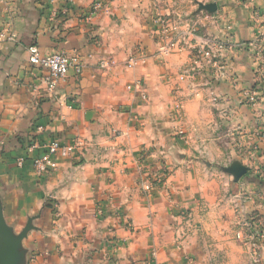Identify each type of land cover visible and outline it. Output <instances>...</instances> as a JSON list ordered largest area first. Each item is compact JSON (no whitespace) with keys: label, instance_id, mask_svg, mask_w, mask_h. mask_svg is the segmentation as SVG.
<instances>
[{"label":"crops","instance_id":"obj_1","mask_svg":"<svg viewBox=\"0 0 264 264\" xmlns=\"http://www.w3.org/2000/svg\"><path fill=\"white\" fill-rule=\"evenodd\" d=\"M92 2L5 0L0 5V29L11 24L16 39L0 40V224L19 242L16 264H197L192 243L198 230L219 233L217 226L224 230L231 219L227 201L219 202L221 191L235 186L264 193V71L255 88L260 99L256 135L247 137L248 145L262 149L247 166L253 165L249 171L259 179L235 185L217 173L216 165L226 164V158L246 165L248 156L232 155L216 137L211 110L201 94H194L192 81L200 76L184 79L193 89L185 82L173 87L189 61L187 53L175 51L165 59L159 45L157 55L158 31L146 11L138 10L142 0H113L107 12L88 21ZM219 2L208 19L214 21L208 35L226 38L232 49L225 51L228 65L221 82L231 80L230 71L239 80L250 79L245 57L255 48L264 51V0ZM177 33L193 48L202 34L195 27ZM31 44L42 54H80L82 74L70 73L48 93L42 71L28 63ZM138 50L142 61L126 67ZM231 56L236 62L229 66ZM102 59L112 66L100 70ZM136 80L145 99L127 88ZM74 139L84 143L82 153L58 158L54 173L37 177L30 159L43 149L29 152L27 147L52 140L67 145ZM20 156L27 158L22 168L16 166ZM160 174L163 182L154 184ZM218 176L226 186L218 184ZM261 198L255 208L262 214ZM183 212L190 216L189 227H200L186 228ZM255 217L264 220L259 213ZM222 233L219 239L229 240V232ZM110 241L120 248L108 250Z\"/></svg>","mask_w":264,"mask_h":264},{"label":"rangeland","instance_id":"obj_2","mask_svg":"<svg viewBox=\"0 0 264 264\" xmlns=\"http://www.w3.org/2000/svg\"><path fill=\"white\" fill-rule=\"evenodd\" d=\"M101 1L102 9H108L113 0ZM212 3L217 5L220 2L219 0H142L140 7L137 8L139 10L142 7L146 11V15H149V20L153 23L151 25L152 29L156 32L158 31V34L154 38L158 46L156 50L157 55L160 54V47L164 45H167L169 48L168 55H163L165 59L170 58L175 51L187 53L189 61L177 72L179 82H174L173 87H177L178 84L185 82L188 85V89H193L192 84L196 83L197 87L195 89L198 92H194V94H201L202 102L211 110L214 124L216 125L215 135L221 138L223 147L232 152L231 154L234 156H242L243 154L248 156L247 160L249 162L246 161V165L238 158L230 161L226 158L228 166H223L226 164L219 163L222 165H216L217 173L219 175H226V177L230 178V182L235 185L243 183L248 186L254 182L257 183L259 179V175H255L254 171H249L253 169V165L250 169L248 167L250 163L255 162L253 154L256 151H260L264 142H262L260 147L256 143L251 145L247 143L249 135L253 133L256 135L254 126L256 125L255 120L259 117L255 112L258 110L260 103L259 97L255 103H251L247 96L251 92H256L255 88L260 83V71L264 70L261 55L264 51L260 48H255L250 52L248 51L249 55L245 57L246 62L244 66L248 67V70L254 77L251 75L250 79L239 80L240 78L230 71L227 77H230L231 80L221 82V77H226L225 68L228 65L224 54L225 51L227 52L232 49H230L231 46H229V41L226 38L220 40V38L208 35V27L211 28L210 23L213 21L212 19L208 21V19L217 10L214 13H208L205 10H201L199 6ZM191 27H195L202 32L199 36V43L193 44L197 45L195 48L190 46L192 44L191 40L187 41L186 38L179 40L177 33L182 28L189 30ZM179 41L181 44H178ZM106 60L110 68L112 65L108 59ZM235 62V59L231 56L229 66L230 63L233 65ZM222 73L223 75H220ZM196 76H200L199 81L194 83L192 81L190 85L191 82L189 80ZM185 78L189 80L186 79L187 81H185ZM176 114H172V116ZM245 117L248 118L245 119ZM248 123L253 124L249 129L246 127ZM263 135L261 134L260 138ZM221 167L228 169V172H223L220 169ZM243 169L246 175L241 174L240 171ZM160 175L161 177H157L158 179L155 177L154 184L163 182V174ZM216 179L219 181L218 184L220 186L228 183L222 176H218ZM233 188L234 190L232 189L230 192L222 190L219 201L222 204V201L225 200L229 204L231 219L224 227L225 233L229 232V240L223 241V238L219 239L218 234L223 235L222 232H224L222 226H217L216 228L217 231H220L219 233L211 232L201 227L198 230L199 239L192 243L195 246V254L192 255L193 262L197 264H264V258L261 253L264 250V220L262 218L258 220L255 217V213H259L264 218V203L262 205V214L255 208L256 201L260 200V197L264 198V193H256L250 189L240 192L236 190L235 186ZM233 191L235 193H232ZM244 201L247 202V208L243 206ZM180 216L182 222L188 225H185L188 229H198L201 225L200 223H194L189 227L191 224L190 216H187L185 212L181 213ZM181 228L183 230L184 225ZM186 248L189 250V247ZM229 248L231 253L228 256L227 251Z\"/></svg>","mask_w":264,"mask_h":264},{"label":"built area","instance_id":"obj_3","mask_svg":"<svg viewBox=\"0 0 264 264\" xmlns=\"http://www.w3.org/2000/svg\"><path fill=\"white\" fill-rule=\"evenodd\" d=\"M50 2L52 0H49ZM71 0H62V2L68 3ZM5 5V0H0V5ZM102 1L94 0L86 19L90 21L93 17L98 15L101 11L107 12V9H102ZM0 40L8 42H16L14 31L11 24H6L0 29ZM28 54V63L40 69L43 73V82L46 86V91L52 94L58 86L64 84L72 73L74 76H80L84 70L85 62L83 57L78 53L65 54V53H54V54H42L36 44H31L26 48ZM162 52L167 55L169 48L164 45ZM262 64L264 65V52L261 55ZM142 61L141 52L138 50L134 56H132L127 63L128 68H134L138 62ZM100 70H106L109 68L107 60H100L98 63ZM264 70L260 71V74ZM129 90L134 91L138 94L141 99H145L146 96L142 91L141 82L136 80L127 87ZM249 101L255 103L257 101L256 92H251L248 96ZM84 143L80 139H74L69 144L65 145L60 143L58 140H52L46 144H32L27 147L29 152L36 149H43V152L30 159V166L37 177H44L54 173L58 168V158H67L82 153ZM27 161L26 156H20L16 160V166L22 168ZM105 213L102 206L98 207V214L103 216ZM110 251H115L120 247V244L116 241H110Z\"/></svg>","mask_w":264,"mask_h":264},{"label":"water","instance_id":"obj_4","mask_svg":"<svg viewBox=\"0 0 264 264\" xmlns=\"http://www.w3.org/2000/svg\"><path fill=\"white\" fill-rule=\"evenodd\" d=\"M201 10H205L208 13H214L217 10V5L215 3L200 5ZM244 174V169L240 171ZM236 174V173H234ZM240 174V175H241ZM0 264H16L17 262V246L18 240L10 236V230L5 228V226L0 224Z\"/></svg>","mask_w":264,"mask_h":264}]
</instances>
